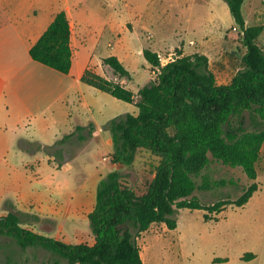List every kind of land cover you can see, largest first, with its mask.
Wrapping results in <instances>:
<instances>
[{"label": "rangeland", "instance_id": "374dc122", "mask_svg": "<svg viewBox=\"0 0 264 264\" xmlns=\"http://www.w3.org/2000/svg\"><path fill=\"white\" fill-rule=\"evenodd\" d=\"M68 1L80 2L77 10L82 11L85 19L102 21L98 25L81 24L82 28L92 26L91 30L104 27L107 31L111 24L105 22V14L112 12L113 8L120 11L122 22L117 23L115 28L120 32V39L116 36L113 39V35L105 32L100 35L93 50L95 55H113L120 59L129 73V88L132 91L147 84L152 78L150 65L142 54L147 48L159 53L162 64L167 63L169 58H174L177 51H182L185 55L201 49L208 51L209 68L218 84L229 82L243 66L245 47L241 31L236 27L223 0ZM63 2L65 0H0V27L4 26L1 33L13 37L17 30L21 32L18 21L25 22L27 12L30 22L37 24L41 13L52 10ZM8 7L11 10V20L14 21L11 24L7 22L8 17H4ZM33 11H36L35 19ZM241 11L248 26L264 27V0H244ZM126 20L132 22L127 26L129 29L124 25ZM191 40L194 41L193 45H189ZM108 41L110 46L107 45ZM257 43L264 50V28ZM166 45L175 48L165 49ZM22 49L21 45H17L9 50L5 59L21 55L19 51ZM102 95V101H97V104L90 102V107H86L78 98L69 101L68 112L71 117L66 122V129L77 121H104L131 110L126 102L113 98L108 93ZM41 122L28 121L21 131V137L8 129L0 128V209L7 205L14 208L12 201L19 196L25 199L28 209L35 211L37 206H43L52 212L62 211L61 218L65 220L71 214L69 212L77 208L72 194L78 187V179L82 173L96 188V175L102 174L104 177L116 170L109 160L113 149L106 144L104 136H89L87 133H84L87 139L84 143L82 139L65 140L64 142H69L65 152L64 146H57L62 142L43 147L37 141L26 139L29 134H34V138H43L44 132L39 128ZM54 123L56 126L51 125L48 131L63 128L58 121ZM247 129H250L248 125ZM79 150L80 153L74 157L75 163L64 168L62 164L69 156L67 153L73 156ZM50 155H54L56 160L49 162ZM158 163L157 156L139 149L130 166L120 165L121 184L137 195L143 194L153 179ZM256 168L255 182L258 190L243 207L227 205L219 214H210L209 220L204 219L207 212L203 209L183 208L177 213V227L174 230H168L162 223L152 224L142 233L131 229L140 248L143 264H264V144ZM206 173L211 181H224L225 184L207 190L196 189L192 196L202 205H211L222 199L233 201L252 183L239 167L231 168L217 161H213L202 174ZM201 179V176L195 178L197 185L201 184ZM95 196L94 192V200ZM5 200L8 201L5 203ZM27 213L35 215L33 212ZM75 218L80 219V225L71 231L67 242L90 244L93 235L88 230L89 221L82 218L80 213ZM63 224L59 229L60 225L54 220L42 218L25 227L66 242L64 233L62 234L66 225ZM0 245V264L7 256L18 260L19 264H52L54 258L41 248L22 250L6 236H0ZM59 264L68 263L60 259Z\"/></svg>", "mask_w": 264, "mask_h": 264}, {"label": "trees", "instance_id": "16d2710c", "mask_svg": "<svg viewBox=\"0 0 264 264\" xmlns=\"http://www.w3.org/2000/svg\"><path fill=\"white\" fill-rule=\"evenodd\" d=\"M223 1L241 31L245 47L243 66L228 84L217 83L203 54L182 55L177 51L173 60L162 65L159 54L148 48L142 54L159 73L135 94L89 70L81 78L137 108L136 115L124 113L114 117L104 128L111 137V163L130 166L139 149L159 158L146 192L137 195L123 186L121 171L114 170L102 177L97 184L95 205L88 215L95 240L92 245L68 244L34 232L25 225H33L40 217L16 209L0 217V236L11 238L22 250L48 251L54 257L52 264H59L60 259L68 264H143L131 229L142 233L152 224L162 223L174 230L180 209H203L207 212L204 219L209 220L210 214H219L227 205L243 207L249 201L258 190L256 165L264 144V50L257 43L264 27L246 25L241 11L244 0ZM70 35L68 18L61 11L29 49V56L67 74L72 62ZM103 64L116 76L129 79L128 71L116 56L104 58ZM213 161L239 167L252 183L233 201L222 199L202 205L192 196L196 189L225 184L202 174ZM199 176L201 184L197 185L195 178ZM1 264L19 262L7 256Z\"/></svg>", "mask_w": 264, "mask_h": 264}, {"label": "crops", "instance_id": "0c3cea01", "mask_svg": "<svg viewBox=\"0 0 264 264\" xmlns=\"http://www.w3.org/2000/svg\"><path fill=\"white\" fill-rule=\"evenodd\" d=\"M79 7L80 2L72 1V3H70V1L65 0V2L60 4V6L52 10H48L45 13H41L40 17L36 21L37 24L30 22V15L27 12L25 16L26 21H18L21 25V32L17 30L16 35L13 37L1 33L4 26L0 27V128L3 127L6 130L8 129L10 132H13L15 135L19 134V137H21L23 136L21 131L24 127H26V123L28 121L41 120L42 122L39 123V128L41 132H44V134H42L43 138H34V134H29L26 139L28 138L31 141H37L43 147L54 145L67 136L68 138L65 140L71 139L70 141H72L74 139H82V143H84L87 140L84 133H87L89 136H104L106 144L112 146L110 133L103 129V127L108 120L119 115L113 116L104 121H97L95 119L86 123L77 121L76 124L72 123L71 127L66 129V122L71 117L70 112H68L69 101L74 98H78L82 100L86 107H90V102L96 104L97 101L101 102L103 98L102 94L106 93L86 84L81 80L86 71H92L93 73L107 80L119 83L126 89L130 90L128 79L116 76L107 65L103 64V59L108 56L95 55L93 50L98 44L100 35H103L105 32H108L109 35H113V39H115V36L118 38L120 37V32H117L115 29L116 24L122 22L119 14L120 11L113 8L112 12L105 14V22L111 24L107 31L104 27L101 29L99 28L98 30V27H95L91 30L92 26L82 28L81 24L98 25L102 21L95 18L90 20L85 19L82 11L77 10ZM61 11L66 13L71 30L70 48L72 52V62L70 71L67 74H62L52 68L44 66L32 60L29 56V49L53 21L55 15ZM35 13L36 11L32 12L34 19L36 18L34 16ZM4 17H8V24L14 22L11 20L10 8L4 14ZM14 17L16 16L14 15ZM15 20V22H17V19ZM130 22L131 20H126L124 25L127 27ZM189 42L194 41L191 40ZM110 44L111 43L108 41L107 45L110 46ZM17 45L22 46L23 49L19 51V53L22 54L18 56L15 55L13 59L6 60L5 58L9 54V50L14 49ZM164 48L171 50L174 49L175 46L166 45ZM154 52L158 53L157 51ZM195 52L203 54L209 58L207 53L208 51L205 52L201 49L199 51H194V53ZM181 53L182 55H185L184 52L181 51ZM176 56L177 55H175V57ZM150 68L152 72L153 68L151 66ZM229 82L221 84H228ZM137 90L131 91L135 94ZM127 104L131 106V110L125 113L136 115L137 108L134 103ZM57 121L59 125H63V128H55L53 132L48 131L51 125L56 126L54 122ZM91 127H93L92 131ZM89 132H91V134ZM45 136L46 138H44ZM64 141L61 144H57V146H64L65 152L69 142L66 143ZM61 150L63 152V149ZM80 150L73 156H71L68 152L67 154H69V156L65 159V161H63L62 166L67 168L71 164L75 163L76 159L74 157L80 153ZM51 160H56V157L54 155H50L48 161L50 162ZM112 165L115 166L116 170H120V164L112 163ZM57 168H60V166H57ZM102 177V174L96 175L95 185L98 184ZM93 185V183L88 182L86 175L82 173L78 179V187L76 188L77 192L75 190L72 194V199L75 201L74 203L77 208H73V210L69 212L71 214H68V218L65 220L61 218L62 211L52 212L48 209V207L43 206H37L35 211L28 209L25 199L22 197L20 198L19 196H16L14 200L12 199V204L18 211L33 212L35 215L40 217V219L49 218L54 220L58 223V225H60L58 227L59 229L62 223H64L63 225L66 226L62 230V234L64 233L63 236L66 243L72 244L67 242L70 239L68 237L71 231L76 230L80 225V219L75 218V216L80 213L82 218H85L87 221L88 215L92 212L95 205L94 192L96 195L97 186L94 188ZM14 208H9V205L2 206L0 209V217L5 216L8 213V210H13ZM85 225H87L86 222ZM50 237L56 238L54 236ZM94 241L93 237L92 242L89 245L94 244Z\"/></svg>", "mask_w": 264, "mask_h": 264}, {"label": "built area", "instance_id": "2783aa9c", "mask_svg": "<svg viewBox=\"0 0 264 264\" xmlns=\"http://www.w3.org/2000/svg\"><path fill=\"white\" fill-rule=\"evenodd\" d=\"M189 44L190 45H193L194 43L193 42H190ZM171 60H173V58H169V61H171ZM162 65H164V64H162ZM158 73H159V69L157 67L156 68H153V71L151 72V74H152V80L157 77Z\"/></svg>", "mask_w": 264, "mask_h": 264}]
</instances>
